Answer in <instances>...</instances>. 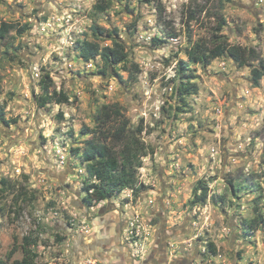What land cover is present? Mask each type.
Returning a JSON list of instances; mask_svg holds the SVG:
<instances>
[{
    "label": "rangeland",
    "instance_id": "rangeland-1",
    "mask_svg": "<svg viewBox=\"0 0 264 264\" xmlns=\"http://www.w3.org/2000/svg\"><path fill=\"white\" fill-rule=\"evenodd\" d=\"M222 1L219 11L218 0H109L98 13L100 0H0V21L28 26L0 41V111L10 121L0 120V188L6 180L14 190L0 194V260L14 249L8 262L20 260L28 237L35 264H113L121 254L128 264H264V75L253 87L257 62L239 67L226 55L191 64L198 92L181 113L171 82L185 50L209 42L217 13L227 42L264 60V0ZM197 6L205 12L187 25ZM93 24L118 30L135 80L122 70L121 80L103 76L99 58L78 59ZM45 74L67 104L36 103ZM105 104L142 125L151 153L136 200L124 190L88 208L85 164L72 150L91 139L81 131ZM198 182L216 202L190 203Z\"/></svg>",
    "mask_w": 264,
    "mask_h": 264
},
{
    "label": "trees",
    "instance_id": "trees-1",
    "mask_svg": "<svg viewBox=\"0 0 264 264\" xmlns=\"http://www.w3.org/2000/svg\"><path fill=\"white\" fill-rule=\"evenodd\" d=\"M107 1L100 0V4L95 6L98 13H102L107 7ZM228 0H224L226 2ZM223 1L218 0V10L223 9ZM205 12V6H197L187 10V25L195 20L196 13ZM216 27L211 33L209 42L200 40L191 44L185 50L187 62L180 60L175 72V76L171 82H174L173 92L177 95L181 107H177L176 111L183 112L182 106L185 105V100L191 95H196L198 87L193 82V70L191 64H200L207 66L212 60L222 57L223 55L231 58L239 67L249 65L251 62H257V67L251 68V82L253 87H258L259 82L264 75V60H262L253 49L246 47L231 45L221 34L225 27V20L220 13L215 14ZM28 29L27 25L16 28L15 25L0 21V41L10 37L11 32L21 36ZM91 40L84 39L77 42V57L83 63H89L92 60L99 58L101 69L99 73L103 76L111 75L119 80L121 76L119 70L128 73L131 80H135L138 66L133 63L130 57V52L120 40L118 30H111L93 24L89 28ZM156 43H165L163 40L153 38ZM110 42V44H106ZM105 43V44H103ZM209 45V46H208ZM119 68V69H118ZM41 94L37 96L36 103L39 106L47 104L63 105L69 102L68 95L63 91H56L52 87V82L48 75L45 74L39 80ZM61 117V115H60ZM0 120L9 124L10 121H5L3 114L0 111ZM11 122H14L11 120ZM143 127L141 124L132 126L129 119L125 116L123 108L119 104H105L101 106L95 117V125L93 128L82 129L81 133H89L92 135L90 140H86L81 147L72 150L74 154L81 157L85 164L87 176L82 181L81 189L85 193L82 201L88 208L94 207L100 202L108 201L115 198L124 190H131L133 199L139 197L142 189L136 186L137 171L142 165V158L151 153L142 141L141 134ZM2 187L0 194L13 195L14 190L9 192V185L6 180L1 181ZM207 186L203 182L198 184L193 189L191 200L192 205H203L210 198L216 202L214 196H209ZM198 190L200 191L199 194ZM231 193H236V188L232 185ZM15 197V196H14ZM259 223V222H257ZM251 227V225H250ZM252 230L255 227L251 228ZM24 248L23 256L20 260L8 262L10 255L15 249L10 252L7 260H0V264H35L37 255L30 249H25L31 246L28 237L23 238ZM207 249L212 256L216 255V248L213 243H207Z\"/></svg>",
    "mask_w": 264,
    "mask_h": 264
},
{
    "label": "flooded vegetation",
    "instance_id": "flooded-vegetation-1",
    "mask_svg": "<svg viewBox=\"0 0 264 264\" xmlns=\"http://www.w3.org/2000/svg\"><path fill=\"white\" fill-rule=\"evenodd\" d=\"M102 224H106V226H107V224L109 225V226H111V222L110 223H108V222H104V223H102ZM107 233V232H106ZM107 234H109V230H108V233ZM110 235V234H109ZM116 259H119L117 262H115V263H113V264H128L127 263V258H126V255L125 254H121L118 258H116ZM147 259H149V257L147 258Z\"/></svg>",
    "mask_w": 264,
    "mask_h": 264
}]
</instances>
